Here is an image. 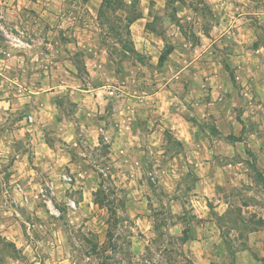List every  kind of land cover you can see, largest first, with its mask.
Returning <instances> with one entry per match:
<instances>
[{
    "label": "rangeland",
    "instance_id": "374dc122",
    "mask_svg": "<svg viewBox=\"0 0 264 264\" xmlns=\"http://www.w3.org/2000/svg\"><path fill=\"white\" fill-rule=\"evenodd\" d=\"M0 264H264V0H0Z\"/></svg>",
    "mask_w": 264,
    "mask_h": 264
},
{
    "label": "built area",
    "instance_id": "2783aa9c",
    "mask_svg": "<svg viewBox=\"0 0 264 264\" xmlns=\"http://www.w3.org/2000/svg\"><path fill=\"white\" fill-rule=\"evenodd\" d=\"M60 179L68 184L72 185L73 177L68 174L61 175ZM14 190L21 196V200L24 201L26 204L30 203L31 198L29 195L25 192V189L20 185H16ZM36 198H38L42 204L48 209L49 213L54 217H60L62 214V211L56 202V193H55V187L53 182H48L46 185L40 186ZM13 202L17 205L19 204V200L14 197ZM66 205H68L69 208L75 209L76 208V201L72 197H68L66 199Z\"/></svg>",
    "mask_w": 264,
    "mask_h": 264
},
{
    "label": "crops",
    "instance_id": "0c3cea01",
    "mask_svg": "<svg viewBox=\"0 0 264 264\" xmlns=\"http://www.w3.org/2000/svg\"><path fill=\"white\" fill-rule=\"evenodd\" d=\"M236 170H237V169H235V173H234V174H235V175H241L240 172H238V171H236ZM220 201H221V200H217L216 202H220ZM222 201H223V200H222ZM225 203H226V202H225ZM222 214H223V213H221V215H222ZM208 223H210V222H208Z\"/></svg>",
    "mask_w": 264,
    "mask_h": 264
}]
</instances>
